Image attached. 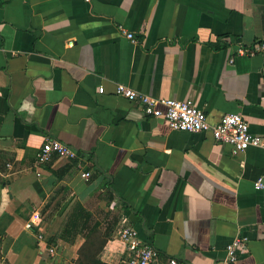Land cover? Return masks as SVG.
<instances>
[{"label": "crops", "instance_id": "crops-1", "mask_svg": "<svg viewBox=\"0 0 264 264\" xmlns=\"http://www.w3.org/2000/svg\"><path fill=\"white\" fill-rule=\"evenodd\" d=\"M118 82L191 99L210 123L240 113L264 136V0H0V264H75L85 234H60L77 204L118 214L106 264L127 254L121 224L188 264H223L244 236L231 264H264L261 150L171 129L115 95ZM46 137L77 155L37 175Z\"/></svg>", "mask_w": 264, "mask_h": 264}, {"label": "built area", "instance_id": "built-area-1", "mask_svg": "<svg viewBox=\"0 0 264 264\" xmlns=\"http://www.w3.org/2000/svg\"><path fill=\"white\" fill-rule=\"evenodd\" d=\"M121 31L132 41L136 40L132 32H127L122 27ZM238 51L245 50L239 47ZM97 91L103 93L104 87L98 86ZM114 94L130 102L141 103L142 110L146 115L164 117L171 129L210 132L216 141L229 144L233 153L246 150L249 147H257L264 156V136L250 132L248 122L240 113H225L217 122L210 123L207 121L204 111L198 108L191 99H162L120 82L115 84ZM54 155L75 158L77 153L68 144L53 137H46L35 156L34 166L37 175H40L41 166ZM89 175V171L82 172L84 178H88ZM253 186L255 189L264 190V171L253 180ZM39 219L38 213L32 214L26 226L33 227ZM116 234L124 242L127 253L116 264H188L173 256H163L152 244L141 240L137 230L129 224H121L116 230ZM38 237H42L40 232ZM246 243L247 239L244 236H236L231 240L226 245L223 264L235 262L246 249Z\"/></svg>", "mask_w": 264, "mask_h": 264}, {"label": "trees", "instance_id": "trees-1", "mask_svg": "<svg viewBox=\"0 0 264 264\" xmlns=\"http://www.w3.org/2000/svg\"><path fill=\"white\" fill-rule=\"evenodd\" d=\"M89 214H90L89 211H86L85 209L81 208L80 204H77L73 208V210L70 212V214L68 215V218L66 220V223L62 229L60 236L67 241H73L75 239L76 235H78V233H84L86 240H85L84 244L79 249V256H78L76 262L81 263L83 261V260L81 261V257H82L81 254H82V252H84V259H86V263H84V261H83L82 264H106V263H103V262L96 259V256L99 253V251L101 250V248L103 247L104 242H103L101 248H99V247L96 248L95 246L90 247L93 244V242L89 246V240H88L89 235L84 232L86 227H88V224L86 223V221H87ZM117 218H115L105 228V232L103 234L104 241L107 237H109L111 235V233L113 231L114 224L117 221ZM89 227L92 229V230L90 229V233L92 234V232H94V229L96 226L91 225Z\"/></svg>", "mask_w": 264, "mask_h": 264}, {"label": "rangeland", "instance_id": "rangeland-1", "mask_svg": "<svg viewBox=\"0 0 264 264\" xmlns=\"http://www.w3.org/2000/svg\"><path fill=\"white\" fill-rule=\"evenodd\" d=\"M90 214L87 218L86 223L88 224V227H86L85 229V233L89 235V246L93 247L95 246L96 248H101L103 242H104V232H105V228L108 226L109 223H111L115 218L118 217V214L116 212H102V209H100L99 207H96L94 205H92V210L89 211ZM118 223V218L116 223L114 224L113 230L116 228V225ZM96 226L94 229V232H92V234L90 233V227L89 226ZM92 230V229H91ZM90 249V248H89ZM82 257H81V261L83 260L84 263H86V259H84V252H82ZM82 261V262H83ZM81 263H75V264H82Z\"/></svg>", "mask_w": 264, "mask_h": 264}]
</instances>
